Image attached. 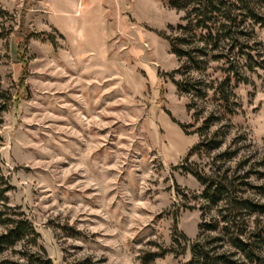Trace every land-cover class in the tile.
<instances>
[{
	"label": "rangeland",
	"instance_id": "374dc122",
	"mask_svg": "<svg viewBox=\"0 0 264 264\" xmlns=\"http://www.w3.org/2000/svg\"><path fill=\"white\" fill-rule=\"evenodd\" d=\"M45 4L0 0V11L7 13L0 14V29L7 33L0 39V85L14 100L0 116V169L11 187L8 205L24 212L52 264L85 259L142 264L144 253L160 249L171 250L148 264H187L188 246L179 254L181 246L172 236L175 226L190 242L198 236L202 186L180 165L199 141L192 131L217 102L210 96L194 121V110L186 108L190 98L166 74L179 63L157 32L174 33L168 26H152L174 21L176 26L182 13L134 0L133 15L152 26L136 21L131 26L122 5L126 26L115 32L107 51L87 54L76 52L80 49L52 26L54 16ZM94 23L92 17L83 23V34L92 35L90 44L97 47L100 28ZM19 29L37 36L23 42ZM253 32L251 54L257 63L264 60V28L253 26ZM262 65L246 72V84L232 83L239 107L225 118L230 126L220 151L234 137L246 140L237 144L240 156L226 164L231 171H238L237 162L247 155L264 160ZM218 66L210 64L207 79L222 77ZM225 120L212 130L222 129ZM177 122L191 126L184 132ZM211 157L192 153L187 163L210 173ZM250 180L264 184V178ZM6 257L17 255L7 251L0 260Z\"/></svg>",
	"mask_w": 264,
	"mask_h": 264
},
{
	"label": "trees",
	"instance_id": "16d2710c",
	"mask_svg": "<svg viewBox=\"0 0 264 264\" xmlns=\"http://www.w3.org/2000/svg\"><path fill=\"white\" fill-rule=\"evenodd\" d=\"M161 1L169 9L182 13L180 23L168 26L173 35L157 32L168 42L171 54L179 63L176 69L166 74L177 91L190 98L186 108L194 110V121L200 119L204 110L202 103L210 96L217 102L205 115L201 126L192 131L199 136V141L180 165L202 186L199 198L203 222L192 242L175 226L173 242L181 246L179 254L184 253L188 246L190 260L187 264H264V201L260 198L264 196V184H255L250 180L251 177L264 178V160L252 161L254 157L247 155L237 162L238 171H231L226 166L240 156L241 147L237 144L246 140L244 135L234 137L229 146L220 151L230 126L225 118L236 114L239 107L232 83L246 84V72H254L255 67L262 68L264 63V60L256 63L251 54L253 26L264 28V0ZM0 14L7 13L0 11ZM17 32L23 42L33 35L37 36L27 29ZM6 34L1 27L0 39ZM213 62L219 63L217 70L222 77L207 79L206 72ZM175 74L180 79H175ZM13 102L11 93L0 85V116ZM223 120L226 123L222 129L212 130ZM177 124L184 132L191 126ZM192 153L213 155L210 173L187 163ZM240 170L242 173H239ZM10 188L0 169V255L7 251L17 255L16 259L6 257L0 260V264H52L45 249L38 243L39 233L24 212L18 206L8 205L6 192ZM248 191L253 193L247 194ZM209 214L210 219L206 220L205 216ZM170 250L146 252L140 258L141 263H151ZM74 264H91V261L85 259Z\"/></svg>",
	"mask_w": 264,
	"mask_h": 264
},
{
	"label": "crops",
	"instance_id": "0c3cea01",
	"mask_svg": "<svg viewBox=\"0 0 264 264\" xmlns=\"http://www.w3.org/2000/svg\"><path fill=\"white\" fill-rule=\"evenodd\" d=\"M57 1L58 3L55 4ZM144 1L151 8L157 10L162 9L165 12L172 11L168 8L166 3L160 0ZM133 2L134 0H46L45 5L47 7V12H52L54 16L51 18L52 26L60 32L69 44H74L76 48L80 49L76 52L82 51L83 49L87 54H94L95 52L101 53L104 49L107 51L110 45V39H112L113 35L115 36V32L120 31L122 27L124 28L126 26V22L121 15L122 5L126 7V10L133 19L128 21V25L132 26L136 21L152 26L133 15V12H131ZM115 3H117L118 6H116ZM94 14H96L97 17L96 20L93 19ZM80 16L81 18H79ZM91 17L92 22L94 23L95 21L98 23L100 28V40L97 43V47H93L90 44L91 39L89 40V37L91 38L92 35L83 34V23L86 26V24L91 21ZM175 23L177 22H163V24L159 26L152 27L161 28L162 26L174 25ZM130 29H132V27H130Z\"/></svg>",
	"mask_w": 264,
	"mask_h": 264
}]
</instances>
